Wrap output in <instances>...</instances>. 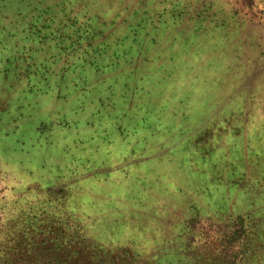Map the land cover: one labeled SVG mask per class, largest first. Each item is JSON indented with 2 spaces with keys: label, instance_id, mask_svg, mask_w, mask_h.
<instances>
[{
  "label": "rangeland",
  "instance_id": "374dc122",
  "mask_svg": "<svg viewBox=\"0 0 264 264\" xmlns=\"http://www.w3.org/2000/svg\"><path fill=\"white\" fill-rule=\"evenodd\" d=\"M240 217L264 264V0H0V241L216 264Z\"/></svg>",
  "mask_w": 264,
  "mask_h": 264
},
{
  "label": "trees",
  "instance_id": "16d2710c",
  "mask_svg": "<svg viewBox=\"0 0 264 264\" xmlns=\"http://www.w3.org/2000/svg\"><path fill=\"white\" fill-rule=\"evenodd\" d=\"M29 222L30 220L16 225L8 233H4L5 237L0 241V264H62L67 261L68 254L65 250L72 241H68L66 245L59 242L57 228L53 226L54 220L49 224ZM235 226L236 228L229 230L226 235V245L222 249L221 246L217 247L216 264H246L247 258L257 253V246L252 242L249 244V224L245 219L240 217ZM88 264L115 263L99 258L89 260Z\"/></svg>",
  "mask_w": 264,
  "mask_h": 264
}]
</instances>
